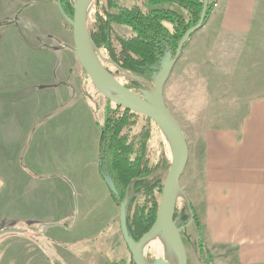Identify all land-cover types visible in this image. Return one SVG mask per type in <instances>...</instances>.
Wrapping results in <instances>:
<instances>
[{
  "label": "rangeland",
  "instance_id": "1",
  "mask_svg": "<svg viewBox=\"0 0 264 264\" xmlns=\"http://www.w3.org/2000/svg\"><path fill=\"white\" fill-rule=\"evenodd\" d=\"M19 1L21 2V0H14L12 8ZM67 1L74 9L76 0ZM116 1L126 6L142 2V0ZM107 3L108 0L93 1L88 14L90 34L95 26L97 15H104L103 11ZM171 8L187 16V12L176 5H172ZM6 11H10L8 3ZM14 17L15 13L12 17L0 16V22L11 20V18L13 21ZM60 17L53 31L44 29V36H48V41L56 43L55 47L58 50L55 56L60 61L57 67L62 66V70L68 65L72 67L75 60L72 54L67 52L69 49L73 51L72 46H74L72 26L61 11ZM208 22L187 40L164 89L167 107L182 127L189 146V160L180 179L176 211H181L184 207H192L198 220L196 223L191 221L186 230L182 231V239L188 264H206L197 246L200 242L203 244L202 251L206 254V258L213 259L216 264H264V248L258 253L260 248L258 241H264V187L261 186L262 194L252 192V188L256 187L259 181L264 185V157L260 153L259 161L250 162L251 167L259 166L262 169L252 171V180L256 181L257 185L250 180L247 187L240 189L239 192L235 190L236 182L231 191L220 189L215 179L217 173L213 159L214 145L218 144V140L228 138L230 132L242 131L252 104L264 96V57H261V53L256 49L252 51L247 49L242 40L234 41L236 39L233 35L216 34L212 25L208 27ZM22 24L27 25L24 22ZM114 28L121 35H128L131 32L128 28L118 25ZM207 28L209 29L206 30ZM32 31L33 29L29 28L28 35L31 36ZM34 36V40L48 43L43 35ZM112 45L118 52L120 44L115 40ZM94 46L98 49L97 53L101 55L106 69L112 71L114 76H126L123 80L124 84H129L133 78L143 81L129 71H119L109 51L104 47H97L95 44ZM251 53L262 60L253 57ZM256 60H259L262 65H259ZM255 63L257 68H254ZM74 80L78 85V95L86 97L93 108L92 111L95 112L96 119L103 122L107 108L115 105L96 89L81 64L75 68L70 82ZM146 122V119L141 118L134 129L139 131L145 125L150 127L147 159L149 167L154 170L151 179H161L164 183L173 160L167 134L153 120H150L149 124H145ZM77 154L82 156L81 152ZM249 172L250 170L248 175ZM72 181L78 188H84L87 185L85 178L74 177ZM100 184L103 187L100 198L110 199V189L107 188L106 182L102 179ZM81 191L86 194L85 190L83 192L81 189ZM3 192L4 188H1L0 200H2ZM153 193L155 202H158L159 206L162 192L155 190ZM78 195L83 196L81 192ZM243 200H251L252 207L249 209L246 204L244 206L246 211L240 214ZM150 201L151 196L138 195L128 216L132 217L131 214L136 210L137 205L150 203ZM117 206L118 211H115L114 221L110 220L111 210L108 207L106 209L99 207L86 212L87 215L81 220L78 219L77 222L74 221L70 227H65L39 226L31 225V223L6 225L3 223L7 220L4 216L10 214V209L6 208L5 212L3 204H0V232L7 229L14 230L0 234V264H111L116 262L130 264L131 261V264H139L137 257L130 252L123 238L120 223L122 209L121 205ZM230 218H237L238 225L242 222V226L238 229L234 226L229 227V222L223 227L218 225ZM220 230H223L221 234H219ZM20 233L24 235H18ZM254 234L257 236H253ZM255 240L258 245H255ZM33 243L42 248L44 255L41 252L37 253L33 247H26V245L34 246ZM248 243L250 250L243 248ZM144 257L146 264H154L156 258L163 256L149 246L145 250Z\"/></svg>",
  "mask_w": 264,
  "mask_h": 264
},
{
  "label": "crops",
  "instance_id": "2",
  "mask_svg": "<svg viewBox=\"0 0 264 264\" xmlns=\"http://www.w3.org/2000/svg\"><path fill=\"white\" fill-rule=\"evenodd\" d=\"M13 1L0 0V16L12 17L15 13L13 21L11 18L0 22V189L4 188L0 204L5 212L10 209L3 223L70 227L86 212L99 207H108L110 220L114 221L118 206L111 193L109 200L100 198V183L105 180L100 172L98 120L86 97L78 95L75 80L70 82L80 63L69 49L75 63L61 70L55 56L57 45L44 36L45 28L53 31L60 21L58 2L21 0L12 8ZM7 3L10 11H6ZM208 21V27L212 25L216 34L233 35L234 41L242 40L247 49H256L264 57V0H219ZM29 28L33 29L31 36ZM34 35H43L48 43L34 40ZM80 152L82 156L77 154ZM260 153L264 157V96L252 104L242 131L230 132L228 138H220L214 145L215 179L220 189L231 191L234 182L238 192L246 188L253 181V169L262 170L250 163L259 161ZM74 177L85 178L87 185L78 188L72 181ZM261 186L264 187L259 181L252 192L262 194ZM241 203L240 214L246 211V204L249 209L252 207L251 200ZM228 222L229 227L242 226L237 218L218 225L223 227ZM263 242L258 241V253L264 248ZM249 245L243 248L250 250ZM29 246L44 255L37 244L26 245Z\"/></svg>",
  "mask_w": 264,
  "mask_h": 264
},
{
  "label": "trees",
  "instance_id": "3",
  "mask_svg": "<svg viewBox=\"0 0 264 264\" xmlns=\"http://www.w3.org/2000/svg\"><path fill=\"white\" fill-rule=\"evenodd\" d=\"M62 1L65 13L72 16L73 7L67 0ZM204 1L142 0L141 4L126 6L118 4L116 0H108L104 15L98 14L96 17L91 31L92 40L97 47H104L109 51L119 71H129L143 79L140 81L133 78L126 85L143 95L144 90H150L149 87L153 86L165 63H170L174 58L184 35L198 25ZM207 1L206 17L202 26L207 23L219 0ZM172 5L186 11L187 16L171 8ZM115 25L128 28L130 34H119L114 28ZM115 40L120 44L118 52L112 45ZM108 101L115 106H108L106 118L103 122L98 121L100 172L116 204L125 207L129 235L134 243H138L156 220L158 202H155L153 192L158 190L161 193L164 185L161 179H151L154 170L149 167L147 159L150 127L145 125L139 131L134 129L141 118L146 119L145 124H149L151 119L125 109L109 99ZM140 194L151 196V201L137 205L130 218L128 215L131 207ZM196 218L192 207H184L175 212V220L180 227L187 226L191 221L196 223ZM202 245V242L197 244L206 264H216L213 259L206 258Z\"/></svg>",
  "mask_w": 264,
  "mask_h": 264
},
{
  "label": "water",
  "instance_id": "4",
  "mask_svg": "<svg viewBox=\"0 0 264 264\" xmlns=\"http://www.w3.org/2000/svg\"><path fill=\"white\" fill-rule=\"evenodd\" d=\"M90 1L91 0H76L74 14L72 17H69L65 13L60 1L58 2V6L62 15L72 26L74 39V46H72V50L74 51L79 63L85 70L96 89L102 95L125 109H129L153 120L166 132L167 135L170 136L175 147V156L171 162L163 185L157 216L153 226L146 234L143 235L138 243H134L129 235L127 227L126 210L125 207L122 206L120 223L124 240L130 252L133 254V256H136L135 248L140 243H142L151 232L163 228L174 244L178 258V264H188L187 252L182 239V231L191 222L188 223L187 226L180 227L175 220V212L180 179L189 160V146L182 127L167 107L164 97V89L171 72L181 55L185 42H187V40L202 27L206 17L208 1H204L200 23L197 26L191 28L184 35L177 48L175 57L170 63H165L164 68L157 76L153 86L149 87L150 90H144L143 95L134 92L132 89L128 88L126 84L120 83L114 77V75L99 62H97L92 55L90 49V39L92 43L94 42L88 28L87 14ZM103 87L108 89L104 90L102 89ZM8 231L11 232L14 230L7 229L1 231L0 234L6 233ZM138 263L141 264L139 259ZM153 263L171 264L168 260L162 257L156 258Z\"/></svg>",
  "mask_w": 264,
  "mask_h": 264
},
{
  "label": "bare ground",
  "instance_id": "5",
  "mask_svg": "<svg viewBox=\"0 0 264 264\" xmlns=\"http://www.w3.org/2000/svg\"><path fill=\"white\" fill-rule=\"evenodd\" d=\"M93 1L94 0H91L89 5H88L87 14H89V12L91 10V7L93 5ZM90 49H91V53L94 56V58L96 59V61L99 62L102 66H104L102 57H101V55H99L97 53L98 49L91 42V39H90ZM114 77L120 83H123L124 82L123 81L124 77H126V76L119 75V76H114ZM102 89L107 90L108 88L103 87ZM167 139H168V142H169L170 154L172 156V159H174V156H175L174 143H173V141H172V139L170 138L169 135H167ZM149 246H151L152 249L157 254H159L160 256H163L162 258L168 260L171 264H178V258H177L176 250L174 248V244H173L172 240L170 239V237H168V235L166 234V232H165V230L163 228H160L158 230H155V231L151 232L143 240V242L140 243L135 248V255H136L137 259H139L141 264H146L144 253H145V250L149 248Z\"/></svg>",
  "mask_w": 264,
  "mask_h": 264
},
{
  "label": "flooded vegetation",
  "instance_id": "6",
  "mask_svg": "<svg viewBox=\"0 0 264 264\" xmlns=\"http://www.w3.org/2000/svg\"><path fill=\"white\" fill-rule=\"evenodd\" d=\"M60 1V3H61V6L63 7V5H64V3H63V1L62 0H57V2H59ZM147 149H148V147H147ZM148 163H149V160H148ZM106 184H107V182H106ZM108 185V184H107ZM109 187V186H108ZM185 231V230H184ZM183 231V232H184Z\"/></svg>",
  "mask_w": 264,
  "mask_h": 264
}]
</instances>
